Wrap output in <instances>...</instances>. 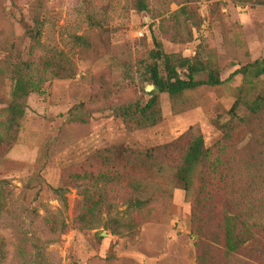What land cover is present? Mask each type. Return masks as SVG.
I'll return each mask as SVG.
<instances>
[{"label": "rangeland", "instance_id": "1", "mask_svg": "<svg viewBox=\"0 0 264 264\" xmlns=\"http://www.w3.org/2000/svg\"><path fill=\"white\" fill-rule=\"evenodd\" d=\"M148 1L150 10L139 12L130 0H0V121L6 118L15 64L29 62L28 78L37 86L23 99L24 116L0 160L6 197L0 215L4 264L21 261L16 222L32 218L36 226L43 216L48 218L45 231L52 229L54 237L44 245L46 264H147L153 247L164 249L166 239L178 251L171 255L165 247L167 264L169 257L171 264H197L202 250L208 264H264V109L252 113L238 105L229 122L238 93L247 99L251 95L241 88L243 76L228 79L242 63L264 55V0ZM34 18L40 22L36 44L25 34ZM154 39L165 54L217 69L223 82L201 85L177 98L176 110L188 107L179 113L172 110L167 93L155 92L161 121L129 131L119 112L128 104L143 105L154 92L149 80L154 62L159 74H165L163 61L149 54ZM206 78L205 70L195 75L196 80ZM227 122L232 130L218 169L202 168L188 195L170 172H157L149 163L143 171V158L134 167L127 162L136 159L123 154L115 161L120 172L111 168L105 153L152 149L181 135L177 147H185L193 134L202 135L204 147L210 148L225 132L219 124ZM99 172L108 175L106 182L96 180ZM88 197L101 200L94 213L80 206ZM136 198L149 200L148 217L154 219L133 211L139 222L134 235L111 234L106 224L114 225L115 216L126 218L124 201ZM234 209L251 214L247 231L237 226L250 239L237 254L228 255L220 224ZM82 212L92 229L75 221ZM194 213L207 214L213 225L211 238L203 239L206 250L192 233ZM49 236L40 235L44 240Z\"/></svg>", "mask_w": 264, "mask_h": 264}, {"label": "trees", "instance_id": "2", "mask_svg": "<svg viewBox=\"0 0 264 264\" xmlns=\"http://www.w3.org/2000/svg\"><path fill=\"white\" fill-rule=\"evenodd\" d=\"M130 3L136 11L148 12L150 10L148 0H130ZM179 10L180 13H182L185 8L182 6ZM19 21L23 26L26 25L22 19ZM39 26L40 22L37 18H34V25L32 28H25V34L34 41L35 44L38 40ZM153 44L155 49L151 50L149 54L154 61H163L165 74L164 77L159 74L157 64L154 62L149 68V80L154 86V92H152L151 96L143 105L128 104L119 112V116L125 128L129 131L152 127L161 121L158 96L155 92L167 93L169 98L172 99V110L174 113H179L186 111L188 107L176 110L175 100L177 98L183 96L187 91H191L201 85L218 86L223 82L219 78L217 69L205 68L201 62H195L193 59L182 57L181 55L165 54L162 52V47L159 41L155 39L153 40ZM29 67V62L21 60L15 64L13 68L12 73L14 84L11 90V99L6 107V118L4 121H0L4 132V134H0V160L14 142V137L11 135V132L14 128L16 129L19 126V123L24 116L26 104L23 102V99L37 88V86L28 78ZM178 69H182L183 72L180 73ZM200 70H205L207 72V78L205 80L195 79V75ZM236 74L243 76L244 84L241 88L244 87L246 93H250L251 97L249 99L246 97L242 98L240 92L238 93L230 108L231 116L229 122L236 117L232 113L238 105L245 106L252 113L264 109V86H262V83H264V79L262 78L264 77V55L260 59L242 63L239 68L229 75L228 79L230 80L233 75ZM257 85H259L260 88H258ZM81 121L84 122V120ZM219 126L223 127L225 132H223L222 138L210 148L204 147L202 135L193 134L185 147L183 145L182 147H177L183 137V135H181L170 143L152 149L132 151L122 148L119 152L108 149L105 153L110 155L108 156V159L111 161V168L113 167L116 171L120 172L121 170L116 168L117 162L115 163V161H119L121 157L123 158V154H126L127 157H134L136 159L127 162V164H132L134 167L136 162L141 166L140 159L143 158L141 160V163L145 164L144 167L142 166L144 168L143 171L148 167L146 163H149L155 165L157 172H170V174L173 175V178L183 185V190L185 194L188 195L195 180L200 175L202 168H209L210 170L216 171L218 169V164L221 163L219 156L223 153L221 151L227 149L232 126L228 122L225 124L221 123ZM189 130L192 131V128ZM214 148L216 149L215 152H213ZM172 155L174 160L171 157ZM166 157L169 158L167 164L162 162ZM171 162L173 163L170 164ZM107 178L108 175L104 172H99L96 175V180L100 182H106L103 179ZM4 181L5 180H0V215L6 204V202H4V200H6V197L4 196ZM138 184V182L133 184L134 190L140 188ZM169 195H171V193ZM57 200L60 202L61 206H66V200L63 195H59ZM99 204H101V200L93 201L90 200L89 197L80 202V206L84 211H90L92 213H94L95 208L98 207ZM124 204H127L128 208V211L126 210V213L124 214L126 218H118L115 216L113 217L114 225L106 224V227L110 230L111 234L116 236L126 235L132 237L139 222L134 221L131 214L133 211H136L138 214L142 215V219L144 216L147 218L151 211L150 209H146L149 207V200H139L137 198L127 199L124 201ZM85 215V212L77 214L75 216V221L80 224L83 223V227H89L92 229L93 223L90 220L85 219ZM229 215L230 217L223 218V222L220 224L223 229L221 243L226 249V254L233 255L237 254L241 250L242 245L250 239L248 236L249 234H247L246 238H243L238 233L237 226L241 225L242 227H245L244 230L247 231V223L251 214L249 213L245 215L241 210L237 211L234 209ZM147 219H154V217L149 216ZM36 221H39L36 226H34L35 219L32 218L28 220H19L16 222V225L13 226V233L15 240L17 241L16 255L21 260L18 261L17 264H46L44 245L47 242L54 241V237L52 238L53 230L50 229L51 232L45 231L48 225L47 216H43ZM192 222V233L197 236L198 243H202V248L205 249L203 239L207 240L208 238H211L213 225L209 221L207 214L203 215L201 213H194L192 215ZM36 227L40 229L38 232ZM45 233L50 235L46 240H44L43 237H40V235L43 236ZM5 260L6 252L4 250V244L0 239V264H4ZM208 261L209 258L207 252L202 250L201 253L197 255V264H208Z\"/></svg>", "mask_w": 264, "mask_h": 264}, {"label": "crops", "instance_id": "3", "mask_svg": "<svg viewBox=\"0 0 264 264\" xmlns=\"http://www.w3.org/2000/svg\"><path fill=\"white\" fill-rule=\"evenodd\" d=\"M174 238V237H173ZM166 241H168L166 239ZM164 242L162 245L164 246V249H161V246L158 248V246H154L153 247V252L152 255L150 256V258H147L146 261H147V264H167V252H165V247H168V254L171 253V255H173L175 252H178L176 250H172V248L169 246V243L168 242ZM175 249V248H174ZM180 252V250H179ZM170 255V256H171ZM173 260H174V257H173ZM169 261H170V264H171V260H170V257H169Z\"/></svg>", "mask_w": 264, "mask_h": 264}]
</instances>
